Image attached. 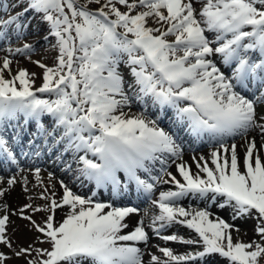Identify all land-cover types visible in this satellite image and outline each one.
Here are the masks:
<instances>
[{"label":"snow or ice","instance_id":"1","mask_svg":"<svg viewBox=\"0 0 264 264\" xmlns=\"http://www.w3.org/2000/svg\"><path fill=\"white\" fill-rule=\"evenodd\" d=\"M93 3L99 5L95 10ZM0 9L12 10H0V51L5 53L0 57V153L15 162L2 133L22 117L35 122L34 137L49 153L59 151L62 163L63 154L71 153L65 169L77 179L108 189L113 197L135 185L158 210L147 227L166 242L195 246L184 254L159 247L165 259L152 254L149 264H197L214 254L228 264H259L264 244L234 241L233 225L211 218L210 209H231L233 219L255 218V232L264 241V157L259 154L264 149V0H9ZM28 13L47 24L44 39L53 37L57 50L53 66L33 61L42 70V83L35 88L36 73L11 69L10 57L33 51L30 43L10 46L29 26ZM134 102L145 109L158 106L156 119L125 112ZM167 109L171 125L217 146L209 154L214 168L204 156L192 157L196 172L182 160L177 133L159 123ZM45 116L51 117L47 127L41 121ZM252 131L260 133L262 143L257 147L254 138L247 140L242 156L235 143H226ZM169 160L182 179L167 170ZM157 164L160 174L153 175ZM15 182L7 181L9 186ZM158 183L173 184L175 190L151 199ZM61 187L59 200L55 192L42 193L43 208L25 204L18 209L48 247H21L14 250L16 257H31L26 264H145L137 246L149 243L145 223L129 230L126 222L137 208L99 202L95 191L83 197L63 181ZM184 199L205 207L186 208L180 203ZM26 209L47 213L43 223ZM57 209L66 210L59 221ZM6 210L4 205L0 244L12 248ZM173 225L195 235H161ZM8 259L0 252V264Z\"/></svg>","mask_w":264,"mask_h":264},{"label":"bare ground","instance_id":"2","mask_svg":"<svg viewBox=\"0 0 264 264\" xmlns=\"http://www.w3.org/2000/svg\"><path fill=\"white\" fill-rule=\"evenodd\" d=\"M81 2H83V0H81ZM9 3V0L3 1V4L7 5ZM197 8L200 7V4L197 3L195 5ZM99 5L96 4H91L90 8H92L93 10H95L96 8H98ZM19 9V8H17ZM17 9H15V11H18ZM121 11L126 10L123 6H120ZM11 9H7V11H10ZM11 12V11H10ZM14 14V12H13ZM30 19L27 22L28 23V27L26 29H23V35H28L26 37V40L28 41V43H32L31 40L36 37V31H38L40 34H42V36L40 37V40H38L37 42L33 43V47L35 46L36 49H39L41 47H45L48 46L47 48H44L43 50H40L38 52V55L36 56H24V57H19L15 56V58H11L12 59V64H11V69L14 68H21V67H25L27 69H29L31 72H33V69H37L38 71H42L33 61H40L41 63H44L48 66H50V58H52V56H54L55 53H57V50L55 48L52 47V45L55 43V40L50 39V37H48V40L46 41L44 39L45 36H47V24L43 21H41L39 19V17L36 18H32V13H29ZM22 35V36H23ZM50 41V42H49ZM14 43L13 46H11L12 48H16V47H22L24 42L22 41H18L17 40H13L12 41ZM8 44H5L4 47H8ZM5 55L4 52L0 51V57H3ZM48 57V60H46ZM219 63V61H217ZM16 71H14L15 73ZM13 73V74H14ZM7 77V74H5ZM9 78V77H8ZM35 79V84H34V88L35 87H39L42 83L41 79H38L36 77H34ZM36 95L41 98L39 96V93H36ZM133 110H131V112H129L130 114H136V113H140L143 112L144 114H150L153 115V113L155 115L159 114V107H153L151 104H149L147 106V109H145L143 106H141L138 103H133ZM126 110V108L124 109V111ZM172 116V110L171 109H167V116L166 117H170ZM45 118L44 119V124L49 126L50 122L49 120H51V117L45 116L42 117ZM22 119V118H21ZM165 119V118H164ZM16 121L10 122V124L6 127V130L4 131L7 135H10V141L9 143H12L14 145V150L15 152L18 154V156L16 158H18L21 163L23 165H25V167L23 169H20L19 171H13L11 172V169L9 168H5L2 167V169H0V174L4 175L7 177V179H2L0 181V190L4 191V195L0 196V214H3L4 212V205H7V214L9 215V223L7 224V231L9 230V226L11 223V218L13 221V227L15 226V230H14V240L16 241V244H20V243H25L26 246L28 247L29 245H32L33 248H38L39 243L36 241V237L37 235L42 236V234L38 233L35 231V233H31L28 229V226H32L31 221L29 220H25L22 218L21 214L18 212V209L23 207L25 204H31L33 207H39V208H43V206L45 205L46 201L41 199V194H45V195H49L51 196V194L53 192H55V197H53L54 199L59 200L62 195H63V191L64 189L55 183V179L51 176V174L45 173L43 170H41L38 167L34 166V162L39 161L40 159H42L43 157H48L49 155H52L50 159H48V161H51L49 164V168L50 169H63L61 172V176L65 177V181L66 179L68 180V187L76 194L84 196V194H88V197L92 196V192L94 191V189H90L89 185L90 182H88L86 179H84L83 177H80L79 179H77V175L78 174H74V172H70L67 171L65 169V163L71 160V153H65L63 154V161L64 163L61 162V160L57 159V156L59 154V151H53L51 153H49V151L47 149L43 148V144L41 145L40 143L43 142L42 139H34V143H28L26 140V136L22 137L21 140H18V136H16V139H12L13 136H15V134L13 135V132L15 130V126L14 123ZM21 122V121H17ZM159 123L162 124V121H159ZM21 124V129L23 131V128H27V129H32L36 132V125L35 122L32 121L30 123H25L24 120L22 119V122L19 123ZM177 129L179 128L178 126H173L172 125V129ZM9 130H13V131H9ZM180 133H182L183 135L187 136L189 138V140L193 141L194 143L197 142V145H193L191 147V150L196 149L200 146H202L205 143H210L206 138L203 141H196L194 138L190 137L186 132H184L182 129H179ZM3 132V133H4ZM34 132V133H35ZM12 133V134H11ZM25 135H27V132L25 133ZM248 138L247 139H255V142L257 144V147H259L262 143L261 140V135L258 131H252L250 133L247 134ZM239 140V139H238ZM242 140L240 138L239 141H235L234 143H240ZM182 150H183V156H182V160L185 161L188 165L190 164V159H192V156L194 157H200V156H206L207 155V149L204 150H200V151H196V152H184L185 149H189L187 147H190V143L186 145H182V143H180ZM35 149L36 152L39 153V155H35V157L31 156V152ZM238 152H240V156L243 155V152L245 151V147H241L240 145L238 146ZM262 157H264V149H261L260 153H259ZM29 155L33 158H29ZM24 161V163L22 162ZM171 160H169L168 165H171ZM210 164V163H208ZM211 165V164H210ZM193 172L195 167V164H193V166L190 164L189 165ZM212 166V165H211ZM76 165L73 164V169H75ZM36 169H39V176L37 177L36 175ZM158 173V171L156 170L154 172V174L156 175ZM173 175H176L177 178L182 179L178 176V173L176 172V170H173ZM164 179H168V177H163ZM9 179H14L16 182L9 186L7 181ZM175 190V186L173 184H162V183H158L156 185V189L154 190L153 194H152V199H155L156 197H158L159 192L160 191H166V190ZM105 192H109V193H105ZM90 194V196H89ZM112 195L110 190L108 189H104V192L100 191L97 192V195L94 197H100L99 195ZM130 194H136L137 200L141 199L143 200L145 198V194L143 193H137L135 191L132 190H128L127 192H124L122 195L118 196V197H113V200H117V199H122V200H127L130 196ZM110 197V196H109ZM111 198V197H110ZM140 200V201H141ZM198 202L201 205H204V203L199 202L195 199H184L181 201V205L184 207H192V208H200V207H196V205H192L191 203H195ZM187 203V204H186ZM145 204H147L145 206V211L143 213H138V214H130L129 217L126 218V222L129 225V230L131 228H133L135 226V224L138 221L143 220L146 226V231L149 234L150 240L149 243L147 245H144L143 243L138 244L137 246L141 248L142 252L144 253L143 255V259L145 261V264H149V260H150V255L154 254L157 256H160L162 259H165L162 254L158 251L159 247H165L168 243H174V244H182V243H178V242H172V241H164L162 239H160L157 235H155L153 233V230L151 228L147 227V224L150 222V218L151 216L157 212L158 210L153 208L151 206L150 201H147ZM205 207V205H204ZM108 209H106L107 211ZM213 212V216L211 218H215L216 216H219L220 218L224 219L226 222L230 223L231 225H233V228L231 229V234L233 236L234 241L235 240H240L242 242L248 243V242H252V241H256L258 243L264 244V241H262L259 237V235L255 232V226L257 224V221L255 218L252 217H238L236 219H233L232 217V212L231 209L228 210H220L219 208H215L212 207L210 209ZM65 209H57L56 213H55V219L57 221L61 220V218L64 216L65 214ZM147 212V215H145V213ZM25 214H28L29 216H31L32 220L36 221V223L42 224L44 218H42L44 215L46 216L47 213L45 212H32L29 209L25 210ZM16 216L18 218H16ZM41 217V219L38 218ZM245 217L250 218L251 220H248V222L246 221ZM28 225H27V224ZM34 228V227H33ZM166 231H163L161 233V235H168V233L170 234V230H178L180 231L184 238H191L192 236L195 235V233L191 232L189 229H187L184 226L181 225H173L170 228L165 229ZM44 239V237H42ZM14 246L11 248V250H17L18 247ZM183 247L179 248L178 247H172L170 248L174 253L176 254H184L186 252H189L192 249V251L195 250V246H189L186 244H182ZM48 247V244L46 243V248ZM184 252V253H183ZM263 257L260 258L259 260V264L260 261ZM9 264H24L21 260L19 259H11ZM197 264H228V262L226 261L225 258H221L219 257L218 254H214L210 257H207L205 260H201L198 261Z\"/></svg>","mask_w":264,"mask_h":264},{"label":"rangeland","instance_id":"3","mask_svg":"<svg viewBox=\"0 0 264 264\" xmlns=\"http://www.w3.org/2000/svg\"><path fill=\"white\" fill-rule=\"evenodd\" d=\"M3 1H6V0H0V3H3ZM197 4V3H196ZM195 4V5H196ZM118 7H120V6H118ZM0 10H4V11H7V9H0ZM18 11H20V9H17ZM66 11H67V9H65ZM10 11H12V10H10ZM123 11H125V10H123ZM28 15H29V13H28ZM26 16L25 17V23H27L28 21H29V19H30V16ZM28 35L26 34V35H23L22 36V38L21 39H18V41H22V42H24V43H28V41L26 40V37H27ZM36 37H34L32 40H31V44H33V43H35V42H37L38 40H40V37L42 36V34H40L38 31H36V35H35ZM50 39H53V40H55L53 37H50ZM14 45V43L13 42H11V45L10 46H13ZM48 46H45V47H41V48H39V49H36V47L34 46L33 47V51L31 52V53H29V54H27V55H24V54H21V55H19V57H24V56H37L38 55V52L40 51V50H43L44 48H47ZM56 55H57V53H55L54 54V56H52V58H50V66H53V63H54V60H55V57H56ZM16 56H18V55H16ZM10 58H15V56L14 57H10ZM46 60H48V57H47V59ZM21 68H24V69H27V68H25V67H21ZM18 70V68L16 69V68H14V69H12V73H14V71H17ZM28 70V72L29 73H36L37 74V77L36 78H38V79H40L39 77H40V74H41V72L40 71H38L37 69H33L32 71L33 72H31L29 69H27ZM5 74H7V73H5ZM10 78V77H9ZM39 96L41 97V98H49L48 96H47V94H42V93H39ZM131 110H133V106L131 105V107L130 108H126V110H125V112H131ZM149 119H156V117H155V115L153 116H149V115H146ZM44 119L45 118H41V121H42V123L44 124ZM51 120H49V122H50ZM165 122V121H164ZM45 125V124H44ZM168 125L170 126L171 125V123H168ZM45 126H47V125H45ZM163 127V126H162ZM163 128H165V130H167V131H171V129H169V128H167V127H163ZM28 131V139L30 140V141H33V139L34 138H32V136H30V134L32 133V132H34V130H32V129H28L27 130ZM240 138H241V142L238 144V143H235L236 145H237V150H238V146L240 145L241 147H245V144H246V141L247 140H249V139H247L248 138V135L247 134H245V135H241V136H236L235 138H229L227 141H226V143H228V144H232V143H234L235 141L237 142V141H239L240 140ZM184 140H183V143H185L186 141H187V138H183ZM239 139V140H238ZM28 142V141H27ZM217 146L214 144V143H209V144H205V145H202L201 147H198L197 149H194V150H191V149H186L184 152H196V151H200V150H204V149H207V155L206 156H204L205 157V160L208 162V163H210L211 164V162H210V156H209V154H210V152L211 151H213V150H215V148H216ZM238 152V151H237ZM244 153V152H243ZM238 154L240 155V152H238ZM51 156L52 155H50V156H48V158H46V159H44V160H42L41 162L42 163H44V164H42V163H40V164H36L35 166L36 167H38V168H40L41 170H43L45 173H48V174H51V176L55 179V183L56 184H58V185H60L61 186V181H63V183L64 184H67V181H65V177H63V176H61V172H62V168L60 169H50V170H48V166H49V164H50V162L51 161H49V162H47L48 161V159H50L51 158ZM193 157V156H192ZM196 158H198V157H196ZM190 161V164L193 166V164H195L194 162H193V160L192 159H190L189 160ZM177 162H180V161H177ZM189 164V165H190ZM209 164V167H212V168H214V165H210ZM20 166V165H19ZM167 170L169 171V172H172V174H173V170H175V165L174 164H171V165H168V168H167ZM194 171L196 172L197 171V169L196 168H194ZM160 174V173H159ZM159 174H157V175H159ZM3 178H6L7 179V177H5V176H3V175H0V180L1 179H3ZM91 187H92V185H91ZM198 207V206H197ZM199 207L200 208H203V205H201V204H199ZM145 211V207H138V211L136 212V213H132V214H138V213H143ZM28 215V214H27ZM42 217V216H41ZM41 217H39L38 216V218L39 219H41ZM45 217V215L42 217V218H44ZM16 218H18L17 216H16ZM18 219H20V218H18ZM245 219H246V221L248 222V220H251L250 218H247V217H245ZM21 220V219H20ZM22 221V220H21ZM37 221V220H36ZM27 224V223H26ZM28 225V224H27ZM28 229H29V231L31 232V233H35V229L32 227V226H28ZM14 230H15V226L13 227V221H12V218H11V223H10V226H9V230L7 231V236L11 239V241H12V247H14V246H16L17 244H16V241L14 240L15 238H14ZM164 231H166V230H164ZM170 232V234H176V235H179V236H183V234L180 232V231H178V230H170L169 231ZM167 235V234H166ZM168 235H169V233H168ZM37 237H40V239L41 240H44L42 237L43 236H38L37 235ZM37 237H36V241L39 243V245H38V248H46V243H40L38 240H37ZM26 246V244L25 243H20V244H18L17 245V247H18V249L19 248H21V247H24V248H27V247H25ZM179 246V248H181V247H183L182 246V244H174V243H168L165 247H168V248H172V247H178ZM17 249V250H18ZM189 250H191L192 251V249H189ZM0 252H3V253H5V255L6 256H8L9 257V259L5 262V264H9L10 263V260L11 259H19V260H21L24 264H26V259H28V258H31V257H27V258H25V257H16L15 255H14V251L13 250H11V248H8L6 245H3V244H0ZM184 252H186V251H184ZM183 252V253H184ZM33 256H35V253H33L32 254ZM37 259H39V257H37ZM260 264H264V257L261 259V261H260Z\"/></svg>","mask_w":264,"mask_h":264}]
</instances>
